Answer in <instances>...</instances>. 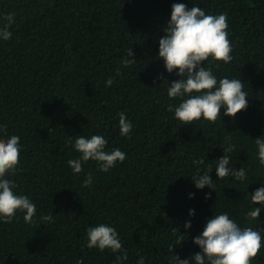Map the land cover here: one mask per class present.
Returning <instances> with one entry per match:
<instances>
[{"label":"trees","instance_id":"16d2710c","mask_svg":"<svg viewBox=\"0 0 264 264\" xmlns=\"http://www.w3.org/2000/svg\"><path fill=\"white\" fill-rule=\"evenodd\" d=\"M173 3L226 14L233 60L209 58L202 66L244 82L248 105L235 118L183 125L168 110L179 101L168 98L166 81L178 77L158 58V41ZM9 14L15 22L11 41L0 45V126L20 137V166L11 179L37 213L31 223L23 214L0 223V264H118L125 252L123 264L139 257L170 264V247L181 259L200 250L192 239L214 214L258 226L245 213L264 182L254 144L264 134V0H0V19ZM129 49L136 63L124 68ZM120 112L134 125L130 137L120 135ZM94 134L126 159L107 173L89 160L73 174L67 160L79 155L75 137ZM228 143L235 146L232 165L248 171L246 183L216 178L215 160ZM208 165L215 191L198 190L191 180ZM88 173L94 183L82 187ZM49 214L53 219L42 222ZM258 219L264 227V211ZM100 223L116 229L120 252L87 248L86 230Z\"/></svg>","mask_w":264,"mask_h":264},{"label":"clouds","instance_id":"9594fccd","mask_svg":"<svg viewBox=\"0 0 264 264\" xmlns=\"http://www.w3.org/2000/svg\"><path fill=\"white\" fill-rule=\"evenodd\" d=\"M15 22L11 14L0 19V45L8 44L12 39L10 29ZM229 24L226 14H206L197 6L188 8L184 3H173L170 19L164 29V35L159 39L158 58L164 63L167 73L175 72L177 80L168 83L167 96L170 100L179 101L173 106L169 104V111L174 112V119L183 125L195 121L215 123L221 121V115L235 118L238 112L246 110L247 92L241 79L223 76L218 78L206 65L211 58L213 61L229 64L233 60V44L229 39ZM130 59L121 60L124 68H130L136 63L132 49L127 53ZM164 81V82H165ZM112 78L105 81L111 87ZM118 127L122 137H130L134 127L124 112L118 113ZM7 128L0 126V223H11L18 214H23L26 223H31L37 213L36 203L27 195L16 192V184L11 179L20 166L22 145L18 135H6ZM71 142V139H70ZM256 157L264 166V134L254 140ZM108 140L99 134L78 135L75 137L73 150L79 153L75 159H68L67 165L73 174L84 171L83 165L89 160L97 163L101 172L107 173L118 163L126 159V153L120 148H107ZM223 155L215 160L216 178H233L234 181L246 183L249 179L248 171L241 166L237 169L232 165L231 153L235 146L228 143L222 147ZM197 163H203L199 161ZM211 165L206 166L202 173L197 169V175L191 180L196 189L205 187L215 191V181L210 173ZM93 176L88 173L82 187H91ZM189 194V199L194 198ZM251 205L245 213L246 219L257 227H242L230 218L227 212L214 214L207 220L200 235L192 239V243L199 247V251L188 258L181 259L179 255H171L175 247L169 248L170 264H259L258 256L264 259V227L259 224V215L264 211V182L254 193L250 194ZM211 198V191L205 194V199ZM254 205H259L254 207ZM195 214L189 209L188 215ZM42 222H49L53 214L41 215ZM184 229L191 228V221L183 225ZM182 235V234H181ZM87 248H97L101 251L111 250L113 253L122 250V242L116 229L108 224L100 223L86 230ZM118 264L127 260V254L117 255ZM78 264H83L78 261ZM137 264H145L144 257L137 259Z\"/></svg>","mask_w":264,"mask_h":264}]
</instances>
